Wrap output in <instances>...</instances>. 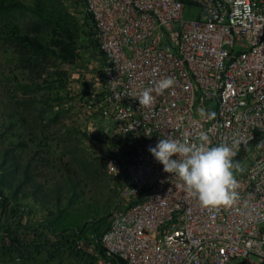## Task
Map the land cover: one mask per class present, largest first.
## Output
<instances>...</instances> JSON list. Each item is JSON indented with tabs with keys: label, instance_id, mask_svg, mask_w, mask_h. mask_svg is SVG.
<instances>
[{
	"label": "built area",
	"instance_id": "obj_1",
	"mask_svg": "<svg viewBox=\"0 0 264 264\" xmlns=\"http://www.w3.org/2000/svg\"><path fill=\"white\" fill-rule=\"evenodd\" d=\"M189 1L81 0L101 67L82 80L77 109L106 173L123 177L93 264H264V0ZM169 76L176 84L155 91ZM146 87L149 106L139 104ZM201 131L211 146L240 139L234 160L247 167L231 206L202 207L149 152ZM38 211L0 186V229L39 226Z\"/></svg>",
	"mask_w": 264,
	"mask_h": 264
},
{
	"label": "rangeland",
	"instance_id": "obj_2",
	"mask_svg": "<svg viewBox=\"0 0 264 264\" xmlns=\"http://www.w3.org/2000/svg\"><path fill=\"white\" fill-rule=\"evenodd\" d=\"M18 1L30 7L42 3L49 14L62 18L72 30L77 60L69 64L53 55L30 54L26 61L18 48L0 39V182L22 202L42 200L44 207L39 206L38 211L41 223L49 212L60 215L67 211L78 216V225L103 220L106 227L110 215L121 206L119 185L94 154L90 122L79 116L75 97L86 88L82 80L101 67L91 23L81 0ZM197 13L198 9H186L184 16L191 18ZM37 22L31 12L0 17V26L16 24L31 35ZM45 30L42 38L50 41L51 27ZM241 167L245 171L247 162ZM93 234L89 231L88 237ZM52 252L21 255L0 248V264H76L87 260L86 255H62L61 250L50 256ZM17 256L20 261L15 260ZM112 263L116 264L113 259Z\"/></svg>",
	"mask_w": 264,
	"mask_h": 264
},
{
	"label": "trees",
	"instance_id": "obj_3",
	"mask_svg": "<svg viewBox=\"0 0 264 264\" xmlns=\"http://www.w3.org/2000/svg\"><path fill=\"white\" fill-rule=\"evenodd\" d=\"M185 4L187 8L192 6L189 0H185ZM26 12H31L38 18V22L35 23L34 34L23 32L16 24H6L0 26V39L18 48L20 55L24 56V59L30 54L37 57L53 55L64 63L74 64L77 60V44L72 30L62 21V18H56L53 13L49 14L42 3L30 7L18 0H0V17L10 16L14 13L24 14ZM42 27L45 28L42 29ZM50 27L52 37L50 41H45L42 38V34L46 32L45 29ZM91 28L93 27L91 26ZM94 49L97 51L95 45ZM27 60L28 58H26ZM21 88L25 90L31 89L29 85H21ZM122 178V176L118 178L111 177L117 185L121 184ZM3 185L4 183L0 182V186L2 187ZM10 195L19 200L16 195L11 193ZM35 203L44 207V203L40 199H35ZM110 217L106 227H103V220L78 225L77 215H72V213L67 211L61 212L60 215H50L49 212L39 226H26L22 232H20L22 228L13 230L10 227H4L0 229V248L3 251L15 252L21 255L35 254L40 250L52 249L53 252L50 253V256H56V252L62 250V255L66 252L76 256L86 255L87 260L82 261L93 264L96 259L95 254L101 257L105 256L103 249L99 244L95 243L94 239L99 238L108 228ZM89 231L94 233V237L91 239L88 237ZM90 249L94 254L89 253ZM113 260L116 264H127L119 259Z\"/></svg>",
	"mask_w": 264,
	"mask_h": 264
},
{
	"label": "clouds",
	"instance_id": "obj_4",
	"mask_svg": "<svg viewBox=\"0 0 264 264\" xmlns=\"http://www.w3.org/2000/svg\"><path fill=\"white\" fill-rule=\"evenodd\" d=\"M175 84L176 80L171 76L162 78L157 81L155 91L162 93ZM153 90L152 87L144 88L139 104L151 105ZM200 115L209 120L215 117L214 112H206L203 108ZM239 144L240 139L235 138L231 144L211 146L209 135L201 131L192 142L171 135L160 138L149 152L163 165L164 172L182 181L183 187L202 207L219 209L231 206L238 199L235 172L243 169L234 157Z\"/></svg>",
	"mask_w": 264,
	"mask_h": 264
}]
</instances>
